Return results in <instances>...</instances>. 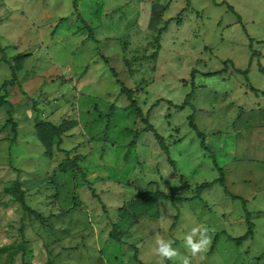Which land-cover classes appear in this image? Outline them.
I'll return each mask as SVG.
<instances>
[{
  "label": "rangeland",
  "instance_id": "374dc122",
  "mask_svg": "<svg viewBox=\"0 0 264 264\" xmlns=\"http://www.w3.org/2000/svg\"><path fill=\"white\" fill-rule=\"evenodd\" d=\"M39 120L76 122L51 158ZM197 225L191 264H264V0H0V264H160Z\"/></svg>",
  "mask_w": 264,
  "mask_h": 264
},
{
  "label": "trees",
  "instance_id": "16d2710c",
  "mask_svg": "<svg viewBox=\"0 0 264 264\" xmlns=\"http://www.w3.org/2000/svg\"><path fill=\"white\" fill-rule=\"evenodd\" d=\"M229 8H231L229 6ZM231 10L233 11V8H231ZM156 54V52H154L151 57H154ZM246 74V70L243 71ZM115 75V74H114ZM119 82V81H117ZM121 93L125 94L127 96V99L130 101V106L134 107L136 109L137 115L141 116V110L136 107V101L132 98V94L133 91L124 87L123 85L121 86L120 89ZM146 123L147 120L143 119ZM12 129L11 130H15V122H13L12 120H9L8 122ZM35 129H36V137L38 139V141L41 143L43 149H44V155L47 158H51L53 156V146L56 142V144H60L62 141V138L60 140V137H62L64 135L65 132L71 130L72 128H74L76 126V122L75 121H62L59 125H54L51 122L48 121H44V120H39L36 121L35 124ZM148 130L153 131V128L151 125H148L147 127ZM154 136L156 137V140H158L159 142H161V138L159 135H156V133L154 134ZM203 136V135H201ZM15 139V137H14ZM58 147V146H57ZM167 151V150H166ZM218 181L221 183V185L224 187V191L225 194H229L227 189L224 186V177L222 175V173L220 174V177L218 179ZM211 183H203L200 185V189L201 188H206L210 185ZM4 193L9 195L10 197H12L14 199V201L19 205V207L25 211L30 213L31 215L35 214L33 213L32 209L30 207H28L25 203V193L23 190V187L21 185L20 182L15 181L12 185H9L7 187L4 188ZM153 197V196H158V197H165V194L161 193V192H155V193H143V194H139L136 197L137 198H143V197ZM234 199H240L243 204H244V200L239 198V197H234ZM38 215L36 214V217ZM39 219V218H38ZM246 223H247V231L246 233L238 238H230L231 240H233L237 245H240L243 241H245L246 239H248L251 235H252V229H253V224L249 221L248 218H246Z\"/></svg>",
  "mask_w": 264,
  "mask_h": 264
},
{
  "label": "clouds",
  "instance_id": "9594fccd",
  "mask_svg": "<svg viewBox=\"0 0 264 264\" xmlns=\"http://www.w3.org/2000/svg\"><path fill=\"white\" fill-rule=\"evenodd\" d=\"M185 249L188 255L181 256L179 250L173 247L174 241L166 239L159 232L154 236L153 252L160 258V264L164 261H176L179 258V264H191V259L207 251L211 243V237L208 229L204 225H197L183 235Z\"/></svg>",
  "mask_w": 264,
  "mask_h": 264
}]
</instances>
